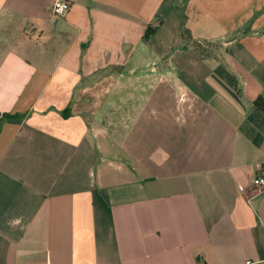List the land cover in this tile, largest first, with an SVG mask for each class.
Instances as JSON below:
<instances>
[{
  "label": "crops",
  "instance_id": "crops-1",
  "mask_svg": "<svg viewBox=\"0 0 264 264\" xmlns=\"http://www.w3.org/2000/svg\"><path fill=\"white\" fill-rule=\"evenodd\" d=\"M69 1L0 0V264H264V0Z\"/></svg>",
  "mask_w": 264,
  "mask_h": 264
},
{
  "label": "built area",
  "instance_id": "built-area-1",
  "mask_svg": "<svg viewBox=\"0 0 264 264\" xmlns=\"http://www.w3.org/2000/svg\"><path fill=\"white\" fill-rule=\"evenodd\" d=\"M71 9V3L69 0H53L51 13L56 17L65 16ZM264 188V177H253L250 182L249 189L252 191H258ZM239 192L245 193L246 188L239 186ZM245 264H254L252 262H246Z\"/></svg>",
  "mask_w": 264,
  "mask_h": 264
},
{
  "label": "trees",
  "instance_id": "trees-1",
  "mask_svg": "<svg viewBox=\"0 0 264 264\" xmlns=\"http://www.w3.org/2000/svg\"><path fill=\"white\" fill-rule=\"evenodd\" d=\"M152 30L150 29V27L147 30V35H151L152 34ZM146 36V35H145ZM253 105L255 107H258L262 110H264V103L262 99H257L256 101H254ZM24 118V115H18V114H14V115H10V114H1L0 115V125L2 123H19L22 119Z\"/></svg>",
  "mask_w": 264,
  "mask_h": 264
},
{
  "label": "rangeland",
  "instance_id": "rangeland-1",
  "mask_svg": "<svg viewBox=\"0 0 264 264\" xmlns=\"http://www.w3.org/2000/svg\"><path fill=\"white\" fill-rule=\"evenodd\" d=\"M172 24H173V23H172V20H169V22H168L167 25H166V29H164V31H163L162 33H165V32H167V31H169L171 28H173ZM172 31H173V30H172ZM184 35H185V34H184ZM183 39H184L185 42H186L185 36H183V38H181V42L184 43ZM154 43H155V42H154ZM174 51H176L175 48L172 50V52H174ZM176 54H177V53H175L174 55L176 56ZM173 62H174V61H173ZM174 66H176V63H175ZM127 104H130V103H127Z\"/></svg>",
  "mask_w": 264,
  "mask_h": 264
}]
</instances>
